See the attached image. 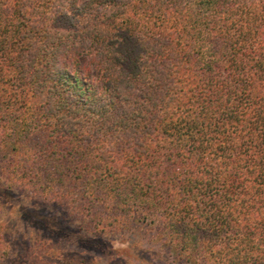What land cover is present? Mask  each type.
Segmentation results:
<instances>
[{
    "label": "trees",
    "instance_id": "16d2710c",
    "mask_svg": "<svg viewBox=\"0 0 264 264\" xmlns=\"http://www.w3.org/2000/svg\"><path fill=\"white\" fill-rule=\"evenodd\" d=\"M5 189L25 264H264V0H0Z\"/></svg>",
    "mask_w": 264,
    "mask_h": 264
},
{
    "label": "rangeland",
    "instance_id": "374dc122",
    "mask_svg": "<svg viewBox=\"0 0 264 264\" xmlns=\"http://www.w3.org/2000/svg\"><path fill=\"white\" fill-rule=\"evenodd\" d=\"M3 183L4 181L1 184ZM23 196L20 193L11 194L6 189L0 190V264H9V261H13L14 258H19L20 262L25 264L24 259L26 257L30 260L27 240H31L34 244L37 238L40 237L41 239L44 236L41 232H39L40 236H36V233H38L37 229H39L38 226L43 227L52 222L53 219L59 218L64 214L63 208L50 205L44 206L40 204L43 202L35 197L36 202H40L35 208L27 204L20 206L17 202L21 201ZM26 202L33 203L28 199H26ZM10 204H15V207L11 208ZM98 245L101 244L98 243ZM11 246H13V251L16 254L15 257L10 252L12 251ZM101 246L103 249H106L104 243ZM107 246H109V249L110 247L112 249H117L118 247L117 245H111L109 242ZM58 247L63 252L70 250V246H67L66 243H60ZM157 249H154L155 253L151 254L150 252L151 256H140L141 264H165L167 255ZM74 252L77 258H92L100 264H113L116 262V257L123 258L117 252L112 253V251H109V254H103L98 251L94 253V251H84L81 248H74Z\"/></svg>",
    "mask_w": 264,
    "mask_h": 264
}]
</instances>
